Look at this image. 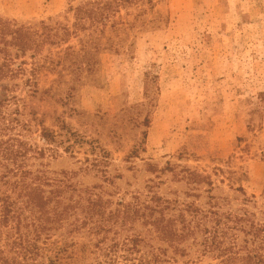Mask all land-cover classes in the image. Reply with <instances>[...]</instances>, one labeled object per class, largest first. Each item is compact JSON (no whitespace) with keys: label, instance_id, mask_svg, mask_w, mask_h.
I'll return each instance as SVG.
<instances>
[{"label":"rangeland","instance_id":"1","mask_svg":"<svg viewBox=\"0 0 264 264\" xmlns=\"http://www.w3.org/2000/svg\"><path fill=\"white\" fill-rule=\"evenodd\" d=\"M81 1L0 0V17L72 26ZM117 9L124 29L112 45L84 48L83 29L14 58L0 78V97L27 122L24 140L45 149L29 165L72 184L60 195L66 218L39 240L34 264H216L190 241L182 252L161 239L150 206L156 195L171 201L166 215L192 203L264 220V0ZM40 123L56 141L44 142ZM153 253L160 259L146 263Z\"/></svg>","mask_w":264,"mask_h":264},{"label":"trees","instance_id":"2","mask_svg":"<svg viewBox=\"0 0 264 264\" xmlns=\"http://www.w3.org/2000/svg\"><path fill=\"white\" fill-rule=\"evenodd\" d=\"M129 1L83 0L76 6L71 5L75 19L72 26L45 20L27 25L0 17V52L4 59L0 63V78L13 72L14 58L29 50L38 51L46 43L68 41L71 35L83 29L86 35V39H82L84 48L92 44L98 50L104 38L112 45L113 39L124 29L114 19L117 8ZM108 26L114 33L106 34ZM87 53L90 51L85 50L84 54ZM12 98L16 99V96ZM10 100L8 95L0 97V180L6 186L0 196V264H34L41 251L39 240L50 235L54 223L66 218L68 206L59 208L63 202L60 195L72 184L58 181L47 169L29 165L28 157L43 156L45 149H37L24 140L23 126L27 122L12 115ZM40 125L44 142L56 141L54 131ZM70 133L75 136V141H81L79 134ZM69 147L66 145L65 148ZM14 193L23 197L21 207L12 197ZM152 200L156 204L150 206V223L169 245L186 252L184 243L190 241V245L198 246L202 254H211L218 259L216 264H264V220L256 221L254 213L220 211L214 207L202 209L189 203L178 213L166 215L164 209L171 201L156 195ZM5 232L8 237L2 243ZM139 241V237L132 239V245L137 247ZM182 243L184 246H180ZM148 257L146 263L160 259L155 253Z\"/></svg>","mask_w":264,"mask_h":264}]
</instances>
